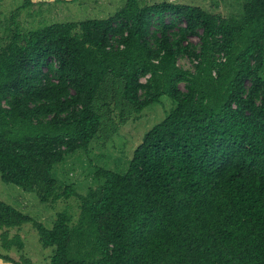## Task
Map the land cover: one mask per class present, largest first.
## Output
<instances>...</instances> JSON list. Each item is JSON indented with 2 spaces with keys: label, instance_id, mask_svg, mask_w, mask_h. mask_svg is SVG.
Here are the masks:
<instances>
[{
  "label": "trees",
  "instance_id": "obj_1",
  "mask_svg": "<svg viewBox=\"0 0 264 264\" xmlns=\"http://www.w3.org/2000/svg\"><path fill=\"white\" fill-rule=\"evenodd\" d=\"M19 13L0 38V182L41 205L75 197L78 213L47 227L0 201V260L32 264L11 234L29 224L47 264H264V0L229 18L127 0L27 31ZM163 97L171 109L125 169L93 168L82 194L53 176L117 132L114 111L122 124Z\"/></svg>",
  "mask_w": 264,
  "mask_h": 264
},
{
  "label": "rangeland",
  "instance_id": "obj_2",
  "mask_svg": "<svg viewBox=\"0 0 264 264\" xmlns=\"http://www.w3.org/2000/svg\"><path fill=\"white\" fill-rule=\"evenodd\" d=\"M26 0H0V38L6 37L10 14L20 8L18 20L23 29L34 30L51 23H65L90 19H105L114 15L126 4L127 0H28L30 5L23 6ZM142 7L161 2L186 4L200 7L209 13L223 18L237 17L241 14V7L245 0H137ZM154 20L156 17L153 18ZM167 23L176 21L178 25L182 21L175 20L170 14H165ZM188 41L197 44L198 39L191 37ZM181 68L193 71V65L189 58L178 61ZM262 75L264 77V67ZM184 90L183 85H180ZM172 107V103L166 97L137 115L120 123L117 111L112 114L113 123L117 126V132L111 133L104 142H95L87 155L79 153L67 158L63 164L53 170V176L62 180L67 185H73L75 192L82 194L94 185L93 172L95 167H101L112 171L125 169L126 161L131 157L134 148L141 141L143 134L153 125L160 122ZM0 201H3L18 211L35 217L39 222L49 227L56 214L65 207L71 208V213L76 217L77 199L72 197L66 201H59L56 205H41L34 194H27L21 189L0 182ZM23 242L22 254L30 259L32 264H47L51 256V250L43 249L38 242V236L31 225L22 226L18 232ZM17 259V254L10 253Z\"/></svg>",
  "mask_w": 264,
  "mask_h": 264
},
{
  "label": "built area",
  "instance_id": "obj_3",
  "mask_svg": "<svg viewBox=\"0 0 264 264\" xmlns=\"http://www.w3.org/2000/svg\"><path fill=\"white\" fill-rule=\"evenodd\" d=\"M217 59H218V62H224L225 61L223 54L217 55ZM142 81H144V79H142Z\"/></svg>",
  "mask_w": 264,
  "mask_h": 264
},
{
  "label": "crops",
  "instance_id": "obj_4",
  "mask_svg": "<svg viewBox=\"0 0 264 264\" xmlns=\"http://www.w3.org/2000/svg\"><path fill=\"white\" fill-rule=\"evenodd\" d=\"M0 264H7V263H5V262H3L2 260H0Z\"/></svg>",
  "mask_w": 264,
  "mask_h": 264
}]
</instances>
